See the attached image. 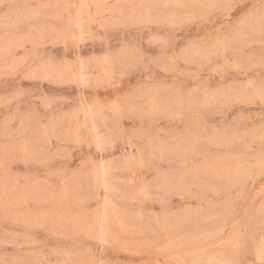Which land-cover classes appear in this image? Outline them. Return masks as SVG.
Listing matches in <instances>:
<instances>
[{
	"label": "rangeland",
	"instance_id": "374dc122",
	"mask_svg": "<svg viewBox=\"0 0 264 264\" xmlns=\"http://www.w3.org/2000/svg\"><path fill=\"white\" fill-rule=\"evenodd\" d=\"M0 264H264V0H0Z\"/></svg>",
	"mask_w": 264,
	"mask_h": 264
},
{
	"label": "bare ground",
	"instance_id": "6f19581e",
	"mask_svg": "<svg viewBox=\"0 0 264 264\" xmlns=\"http://www.w3.org/2000/svg\"><path fill=\"white\" fill-rule=\"evenodd\" d=\"M259 257V256H258Z\"/></svg>",
	"mask_w": 264,
	"mask_h": 264
}]
</instances>
